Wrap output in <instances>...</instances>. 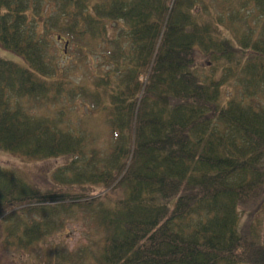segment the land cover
<instances>
[{"label": "trees", "instance_id": "obj_1", "mask_svg": "<svg viewBox=\"0 0 264 264\" xmlns=\"http://www.w3.org/2000/svg\"><path fill=\"white\" fill-rule=\"evenodd\" d=\"M0 152L68 160L45 193L0 166V243L39 264H81L36 246L80 213L95 264H264V0H0Z\"/></svg>", "mask_w": 264, "mask_h": 264}, {"label": "rangeland", "instance_id": "obj_2", "mask_svg": "<svg viewBox=\"0 0 264 264\" xmlns=\"http://www.w3.org/2000/svg\"><path fill=\"white\" fill-rule=\"evenodd\" d=\"M249 17V22H251V14H247V18ZM255 23V22H254ZM254 23L251 22L250 26L255 28ZM258 33V30H257ZM239 38V34L236 35ZM256 35H254L255 37ZM59 49L63 50V44L58 45ZM3 58L15 60L14 57H10L9 55L3 54ZM91 63V61L88 59ZM201 63V62H200ZM199 63V64H200ZM92 64V63H91ZM83 72L81 68H79V72L76 76L73 75L72 79L74 83L78 84L79 77ZM88 110L84 108L82 105L78 104V108L71 113L73 119L74 128L76 129H84L89 132V134H93L94 143L93 145L96 147L97 151L101 154L107 152L109 148L110 142V133L98 116H89ZM68 160L66 159H55L42 163H32V162H22L16 158L10 157L9 155H5L0 152V166L18 171L21 175L25 177L28 183L38 189V191H42L45 193L49 189H53L54 186L51 182L52 174L58 169L67 164ZM99 188H90L88 187L86 190L81 188H71L64 189L65 193H91L92 197H95L100 194ZM104 193V192H101ZM113 197H119L120 193L116 192L112 194ZM81 214V213H80ZM78 214L77 218L74 216L71 220H69L63 230L56 235L52 236L49 239H44L40 242L39 245H36L40 249H44L45 254H62L66 255H74L78 253L77 259L81 264H95L92 260H84L82 251L83 250H93L97 251L98 248L94 245V241H96L97 236H94L93 231L90 229L88 224L83 222L81 218L82 215ZM64 216V215H62ZM243 220L241 224L245 229H250L252 236L257 238H262L264 236V208L261 204V209L255 211H244L242 215ZM260 241V240H258ZM32 248H28V252H23L22 254L16 253L12 249L13 247L3 246L0 243V264H39L35 260V255L38 253L34 246ZM4 248V249H3ZM75 262V261H74ZM75 264L70 261H65V264Z\"/></svg>", "mask_w": 264, "mask_h": 264}]
</instances>
